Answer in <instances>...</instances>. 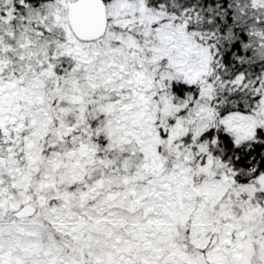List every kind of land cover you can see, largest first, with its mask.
Returning a JSON list of instances; mask_svg holds the SVG:
<instances>
[{"label": "snow or ice", "instance_id": "6c2138e0", "mask_svg": "<svg viewBox=\"0 0 264 264\" xmlns=\"http://www.w3.org/2000/svg\"><path fill=\"white\" fill-rule=\"evenodd\" d=\"M0 264H264V0H0Z\"/></svg>", "mask_w": 264, "mask_h": 264}]
</instances>
